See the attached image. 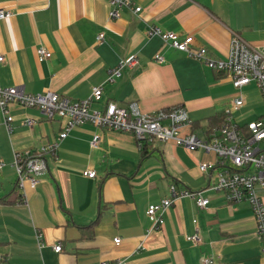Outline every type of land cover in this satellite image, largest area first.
Masks as SVG:
<instances>
[{"label":"crops","instance_id":"1","mask_svg":"<svg viewBox=\"0 0 264 264\" xmlns=\"http://www.w3.org/2000/svg\"><path fill=\"white\" fill-rule=\"evenodd\" d=\"M111 20L108 0H0V8L15 16L0 22V86L22 88L32 95L56 93L73 101L88 99L95 87L103 97L92 109L108 103L136 104L144 114L183 107L193 132L204 138L209 120L229 102L242 98L235 115L241 125L264 115L256 84L235 89L229 78L187 57L158 37L155 26L181 39L192 36L210 58L229 55L232 33L264 50V0H132ZM139 7L136 14L133 9ZM104 34L103 41L98 36ZM39 48L52 53L40 62ZM165 58L163 65L155 56ZM135 56L107 83L121 62ZM12 133L0 115V264H264L256 222L248 203L230 204L221 192L206 191L210 207L200 210L191 199H178L164 214L161 228L151 231L150 205L178 191H205L217 183L199 165L211 154L173 143L142 149L133 134L85 124L60 142L65 120L46 119L37 108L9 105ZM261 115V116H260ZM31 120L32 127L26 122ZM198 133H201L200 136ZM95 135L99 149L91 148ZM60 142L56 156L47 157V171L32 189L16 186L13 166L17 152ZM94 170L95 180L86 178ZM264 203V190H259ZM199 232L203 243L188 237ZM42 238H38V234ZM119 238L120 244H115ZM61 245L57 254L54 247Z\"/></svg>","mask_w":264,"mask_h":264},{"label":"built area","instance_id":"2","mask_svg":"<svg viewBox=\"0 0 264 264\" xmlns=\"http://www.w3.org/2000/svg\"><path fill=\"white\" fill-rule=\"evenodd\" d=\"M108 2L112 7L109 16L111 20L119 18L120 8H132L133 5L132 0H108ZM133 11L138 14L141 8L136 7ZM14 16L12 12L0 8V22ZM148 35L160 38L171 48L229 78L235 89L239 90L250 84H256L264 96V50L256 49L239 34L232 33L229 55L224 60L210 58L206 48L195 46L192 36L181 39L179 35L164 32L155 26L149 27ZM103 39L104 34H100L98 41ZM37 55L41 63L52 57V53L46 48H39ZM155 61L163 65L165 58L156 55ZM3 62L4 56L0 55V63ZM136 65L135 56L124 60L111 73L107 83H113L119 78L123 69L134 68ZM102 97V86L93 88L91 96L83 101H73L52 92L32 95L22 88L0 86V115L9 134L12 133L13 122L9 105L16 103L24 108H37L48 120L54 118L65 120L64 129L59 136L60 142L64 141L73 129L91 124L104 130L133 134L140 149L153 142H170L191 151L211 154L215 160L201 163L199 171L202 174H215L217 183L199 192L187 189L178 191L174 185H171L169 190L171 197L158 204L150 205L147 209L146 215L151 222L150 230H157L163 226L164 214L176 200L191 199L200 210H207L210 207V201L204 193L217 191L223 193L230 204L248 203L251 206L256 222V236L261 242V253L264 257V203L259 195V190H264V115L250 123L239 124L235 115L243 107L244 101L242 98H236L224 108L222 126L210 129L204 138H199L194 134L193 121L183 107L169 111L159 110L149 114L141 113L136 104L120 107L114 103H108L102 110L92 109L93 105L99 104ZM26 126L32 127L33 122L28 120ZM100 141L101 137L95 135L90 143L91 148L99 149ZM60 142H54L36 150L15 153L13 166L17 175L16 186L19 189H24L26 182L32 189L38 187V177L47 171V157L56 156ZM3 166L0 156V170ZM83 175L91 180L97 177L96 172L91 169L86 170ZM38 238L41 239L42 234L39 233ZM188 241L193 245L203 243L198 231L188 237ZM120 242L119 238L115 240L117 245ZM54 252L62 253V246H55ZM114 264H125V261L117 260ZM202 264H217V262L207 259Z\"/></svg>","mask_w":264,"mask_h":264},{"label":"trees","instance_id":"3","mask_svg":"<svg viewBox=\"0 0 264 264\" xmlns=\"http://www.w3.org/2000/svg\"><path fill=\"white\" fill-rule=\"evenodd\" d=\"M100 103V102H99ZM171 109H166L165 111H169ZM210 122V127H209V130L210 129H213V128H216V127H220L222 126L223 122H224V115L223 113L220 114V115H217L215 116L214 118L210 119L209 120ZM149 145H146L144 146V148L142 149V155L143 156H146L148 153H149V148H148Z\"/></svg>","mask_w":264,"mask_h":264},{"label":"rangeland","instance_id":"4","mask_svg":"<svg viewBox=\"0 0 264 264\" xmlns=\"http://www.w3.org/2000/svg\"><path fill=\"white\" fill-rule=\"evenodd\" d=\"M261 95H262V93H261ZM261 98H262V100H263V102H264V96L262 95L261 96ZM261 116V115H260ZM200 136H202V134L201 133H198Z\"/></svg>","mask_w":264,"mask_h":264}]
</instances>
